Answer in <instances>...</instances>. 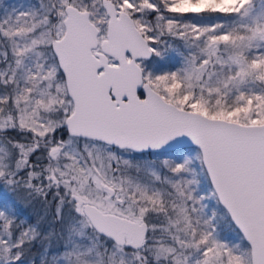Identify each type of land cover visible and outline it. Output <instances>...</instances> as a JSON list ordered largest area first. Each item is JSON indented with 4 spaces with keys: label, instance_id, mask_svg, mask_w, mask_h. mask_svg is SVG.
I'll return each mask as SVG.
<instances>
[{
    "label": "snow or ice",
    "instance_id": "obj_1",
    "mask_svg": "<svg viewBox=\"0 0 264 264\" xmlns=\"http://www.w3.org/2000/svg\"><path fill=\"white\" fill-rule=\"evenodd\" d=\"M0 190V264H264V0L5 8Z\"/></svg>",
    "mask_w": 264,
    "mask_h": 264
},
{
    "label": "rangeland",
    "instance_id": "obj_2",
    "mask_svg": "<svg viewBox=\"0 0 264 264\" xmlns=\"http://www.w3.org/2000/svg\"><path fill=\"white\" fill-rule=\"evenodd\" d=\"M28 2L29 0H0V14L3 13V10L5 8H8L10 10L13 6L18 7L19 5L26 4ZM31 2H35V0H31ZM9 195H11L10 192L0 190V198L6 197ZM25 210L27 214L34 216L36 213L42 211V208L39 203H36L32 206H26ZM34 251L38 253L40 251L39 246H37V248Z\"/></svg>",
    "mask_w": 264,
    "mask_h": 264
}]
</instances>
